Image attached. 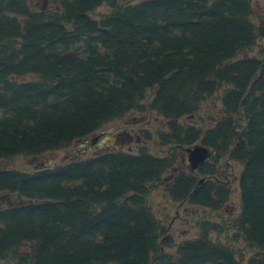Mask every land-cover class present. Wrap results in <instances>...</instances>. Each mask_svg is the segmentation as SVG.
Here are the masks:
<instances>
[{
  "label": "trees",
  "instance_id": "trees-1",
  "mask_svg": "<svg viewBox=\"0 0 264 264\" xmlns=\"http://www.w3.org/2000/svg\"><path fill=\"white\" fill-rule=\"evenodd\" d=\"M253 15L251 0H0V264H264V16ZM206 101L222 104L208 126ZM136 112L164 120L140 143L164 153L42 157ZM195 144L210 154L191 170ZM17 155L34 167L9 166ZM235 183L238 213L201 219L188 238L149 203L163 187L219 215Z\"/></svg>",
  "mask_w": 264,
  "mask_h": 264
},
{
  "label": "rangeland",
  "instance_id": "rangeland-1",
  "mask_svg": "<svg viewBox=\"0 0 264 264\" xmlns=\"http://www.w3.org/2000/svg\"><path fill=\"white\" fill-rule=\"evenodd\" d=\"M42 1L43 0H32L36 6L40 5ZM251 3L254 12L253 16L255 18L264 16V0H251ZM105 10L106 7L103 6L98 8L95 13H101ZM221 106L222 104L220 101L216 102V106L211 101H206L202 104L201 110L197 114V117L204 126H208L209 123H212L211 119L217 115L218 108ZM136 116L137 112L135 114L130 113L123 118L108 122L103 127L99 128L95 133H93L90 138L74 141L70 146L52 150L43 154L42 157H44L46 161L50 160L51 163L64 162L70 158H73L75 156L74 154H76V156L85 157L97 151L112 148L113 145L124 150H135L137 147L145 145L151 152L164 153L167 148H161L155 145L153 141L140 144L142 142L141 136H143L141 130L147 129L150 134H152L154 128L159 127L164 129V120L152 113V115L138 114L137 117L146 118H142V120L136 122L135 120L132 121V119H134ZM143 119L149 120L145 124ZM137 134H139V136H137ZM93 140H95L94 143ZM35 157L36 156L32 158ZM28 159L29 158H26L22 155H17L12 158L10 162H7V164H9L11 167L21 169L34 167L33 165L32 167L28 166ZM229 161L232 165L231 171L233 175H238L240 165L237 168V162L231 160ZM229 170L230 169L228 167L226 172ZM239 198L238 183H235L233 186V192L231 193L227 203L222 206V209L219 211V215L209 208L198 205H189L185 202H175L166 193L163 187H158L150 192L149 203L157 216L165 218L168 223H170L171 232L174 234L175 238L183 239L197 234L201 219H210L221 223L223 222V219L229 215L231 206L232 209H234L233 215H236L239 209ZM216 237L220 239L221 235L218 233ZM235 247L237 248L238 252L241 253L242 261H245L246 256L252 252L251 250H245V246L242 243H239Z\"/></svg>",
  "mask_w": 264,
  "mask_h": 264
},
{
  "label": "water",
  "instance_id": "water-1",
  "mask_svg": "<svg viewBox=\"0 0 264 264\" xmlns=\"http://www.w3.org/2000/svg\"><path fill=\"white\" fill-rule=\"evenodd\" d=\"M208 154V150L203 146H194L188 150V160L191 162L193 168L197 166L199 162H202Z\"/></svg>",
  "mask_w": 264,
  "mask_h": 264
}]
</instances>
